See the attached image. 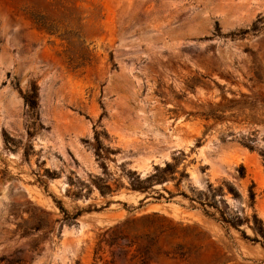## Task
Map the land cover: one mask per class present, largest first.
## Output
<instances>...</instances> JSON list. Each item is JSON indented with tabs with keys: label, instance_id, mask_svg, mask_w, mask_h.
Instances as JSON below:
<instances>
[{
	"label": "rangeland",
	"instance_id": "1",
	"mask_svg": "<svg viewBox=\"0 0 264 264\" xmlns=\"http://www.w3.org/2000/svg\"><path fill=\"white\" fill-rule=\"evenodd\" d=\"M263 20L0 0V264H264Z\"/></svg>",
	"mask_w": 264,
	"mask_h": 264
},
{
	"label": "trees",
	"instance_id": "2",
	"mask_svg": "<svg viewBox=\"0 0 264 264\" xmlns=\"http://www.w3.org/2000/svg\"><path fill=\"white\" fill-rule=\"evenodd\" d=\"M263 24H264V20H263ZM34 105H37V102H33ZM218 111H220V109L215 108V109H211V110H204V112H202L203 115L207 116V117H213V118H223L224 115L220 114ZM222 111V110H221ZM246 146H248L249 148L253 149V147L251 145L245 144ZM169 164L166 165V167H168ZM140 189L144 190L146 189L145 187H141ZM264 232V230H263ZM263 240H264V235H262ZM253 240L255 241H259V239L257 237H255Z\"/></svg>",
	"mask_w": 264,
	"mask_h": 264
}]
</instances>
